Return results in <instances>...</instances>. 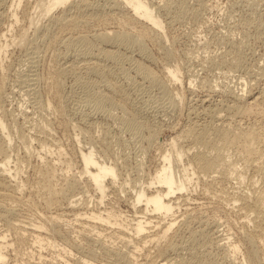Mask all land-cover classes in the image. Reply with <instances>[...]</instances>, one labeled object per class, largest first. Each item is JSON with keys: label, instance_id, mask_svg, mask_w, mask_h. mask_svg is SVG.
<instances>
[{"label": "rangeland", "instance_id": "1", "mask_svg": "<svg viewBox=\"0 0 264 264\" xmlns=\"http://www.w3.org/2000/svg\"><path fill=\"white\" fill-rule=\"evenodd\" d=\"M37 1L38 0H23L17 10L19 21L14 23L15 21L12 15L13 0H0V16L1 13L5 14L0 17V50L2 48L5 49V53L0 55V63L2 64H0V98L2 99H0V103L3 106L0 110V117L9 124V131H6V133L11 137L12 162L10 163V167L19 172L16 181L21 187L23 186L24 189V194L21 193L23 196L20 197L21 201L19 202V204L22 202V204H20L21 206L19 204H16L17 208L15 206L17 209L16 213L19 215L15 214L12 219L13 221L18 219L22 220L26 222V225L29 223L28 227H32L35 224H44L46 228L45 236H47L50 241H44L42 244H33L29 240L28 242L18 241L15 239L16 237H14V232L13 234L11 231L9 232L6 224H4L3 221L1 223L0 220V234L7 233L6 238L2 241L5 242V245H8L4 248L6 260L0 262V264H63L64 262H62V260H67L69 264H82L83 258L86 260V257L95 259L97 264H113L114 257L110 255L112 252H123L121 254V259L123 263L127 264V257L129 256L127 251L137 254L136 257L138 259L136 261L138 263L153 262L157 258L155 252L156 248L153 247L155 246L154 244H149V246L146 245V248L143 247L142 249L139 239L133 238V242H129L132 235L130 231L127 232V222H131L135 217H141L143 215L142 212L133 207V199L131 198L136 194L135 189L140 186H146L150 181V177L156 175V171L160 168L162 155L168 153L171 149V141L174 139L178 141H176V144L178 143L180 145L177 144L178 146L176 148L184 146L183 148L186 149L188 146H192V141H189L188 138L182 137L183 139H181V134L184 133L190 123L194 121H198L199 123L201 121L202 123L209 120L211 112H222V106L225 104L238 105L239 103L240 105L241 101V108H247L245 104H248L247 102L250 100L251 102L253 101L252 99H247L248 97H257L258 99L259 97H263L258 100V103L261 102L258 105V113L254 111L252 114H248L246 117L244 116L242 118L234 115L236 117L234 120L237 119L239 122L235 120L232 127H234V130L239 128L238 132H240L241 136L231 149L230 158L242 160L244 159V155H247L243 151L253 149V151L257 152L258 156L262 158L260 162H264V0H180L184 1L185 4L177 8L178 10L173 9V13H170L171 18L168 12L166 13L165 10H161V14H163L161 18H163L162 20L164 23L163 29L158 31V33L163 35L162 40L157 41L156 39L141 38V40H147L144 43L146 46L144 51L148 52L149 50V52L146 53L147 55L143 50L140 53V50L137 49L138 47H129L130 49H128L127 46L125 47L124 45L117 44L114 46L113 50L121 53L119 55L122 56L124 60H122V63L120 61L121 58H119L120 62L118 61V63L117 61L115 62V60L111 61L112 59L107 60L103 55H100L102 60H100V63H103L101 65L103 66L102 69H108V72L114 73V77L113 74H111L112 78L110 77V81H108L109 77H104L101 74L98 75V73L91 74L90 71L89 73L86 70L87 66H85L87 65V60L82 58V60L74 59V52L65 47V44L60 42V40L64 39L61 38V35H66V33L67 35H70V33L71 35L74 33L77 35V31L78 34H80V31L82 34L85 31L84 34L87 33L90 37L91 35L94 36V33L96 34L99 32L97 30L103 31L102 27H104V30L109 29L108 31L112 30V27H114V29H120L119 17L121 18V13L118 14L119 12L116 13L115 11L112 13L113 8H110V6H102L103 4L100 3V7H103L100 8L102 13L104 11L106 14L110 12L114 16H111L110 13L107 15L103 13V15L101 12H98L97 14H99L100 17L98 20L97 14H89L88 12L83 13L81 17L80 12L74 9L76 11V13H74L75 11L69 4L67 7L65 6V8L62 7V9L59 7L53 11L52 17H58L64 13L65 9H68L67 11L70 9V15L75 16V14H79L78 16L76 15L75 18H80V20L78 18V27H74L73 29L70 27L72 30L68 28L71 31L70 33L68 30H65L63 34H60L63 30L59 31L61 29L58 27L52 28L55 27V25L50 26L52 24L50 20H47L50 16L42 20L37 18L38 15L35 14L37 12ZM153 1L158 3L163 2V0ZM174 1L178 3V0ZM96 2L99 3L102 1L99 0ZM30 13L33 14L32 17ZM86 14L89 15L91 19H89ZM84 15H86L87 18H85L87 20L89 19L88 22L90 24L86 23L87 20L84 18ZM90 15H94L93 18ZM109 15L111 20L108 19ZM33 17L34 20H32ZM101 17H103L105 22L107 20L106 23L110 25H108L109 27L106 26L103 19L101 20ZM113 17L114 22L117 20L115 18H118V21H116L117 23L112 21ZM36 20L37 23H41L35 25ZM110 21L113 24H110ZM80 22H83V25L80 24ZM99 22L100 24L105 23L104 25L106 27L102 26L103 24L100 25ZM33 23L35 26H32ZM49 23L50 25H48ZM40 24L48 25V27L46 26L47 30ZM37 28L38 30H35ZM40 28H44V31L40 30ZM84 28L87 29L85 30ZM74 29L76 31L73 32ZM126 29H128V27H126ZM26 31H28V33ZM45 31L46 36L48 32H50V36L49 34L47 36L48 38L53 37L55 33L56 35H54V38H56V36L59 38L54 40L53 38L48 39L43 36L45 35ZM52 32L54 33L53 35H51ZM6 33L7 36L5 38L2 35ZM35 38L39 40L37 41ZM43 38L44 40H42ZM14 39L15 42L12 43ZM50 40L57 41L58 43L56 42V44L53 42V44ZM39 41L42 42V44ZM46 42L52 44L51 48L50 44L47 45ZM156 42H160V44ZM96 44L98 46L101 45L97 41ZM45 46L49 47L50 50ZM162 47H164V49ZM36 49H39V53L33 51ZM32 51L33 54L35 53L34 56H36L35 62L33 60L35 63V65H33L36 67L34 70H37L35 74H39V77H37L41 80H38L39 85L36 86V90H38V96L41 97V101L44 102L41 104L44 105L46 103L43 107L39 101V106L41 108L38 105L36 107L32 95L27 93L26 86H22L21 78L18 77L23 76L20 74L23 72L22 70H24L23 68L25 66L24 72L27 71V65L31 64L30 62L32 61H30V58L34 59L33 54H31ZM162 51L165 52L166 55L168 54V56ZM149 53L151 54L149 55ZM150 56H153L154 59ZM105 59L107 61H105ZM128 59L129 61L127 63ZM149 59L152 62L149 61ZM70 60L73 62L71 63ZM140 60L142 62L146 61V65L150 64L148 66H151L150 68H153L152 70H154V72L158 74L159 79L163 81H166L164 73L168 67L177 68L179 81L174 84L176 86H170L173 87L174 92L180 91L181 97L183 96L182 99L184 98L183 100H185L184 102L182 100L179 102V105H176L178 108H175V106H172L173 109H170L172 107L169 106L165 107L164 104L166 103L164 102H166L168 98L167 96L165 97L164 91H162L163 89L157 85H151L150 81L145 80L140 77V75L138 76L133 72L135 71L133 70L134 63L138 61L141 62ZM70 65H72V67ZM65 66L66 68H64ZM20 67H23L21 68V72L19 69ZM104 67H106V69ZM122 70H125L124 72L127 74L124 75V72L122 74ZM127 71H129V73ZM17 73H19V75ZM126 75L130 77L126 78ZM135 75H137V77ZM41 77L44 78L42 79ZM250 79H252L251 82ZM105 81L112 83V87H117L120 93H117L119 91L116 92L114 89H111V84L103 83ZM114 83H116V86ZM124 84L126 87L123 86V88L122 85ZM107 85L111 87L109 89L111 94L108 91L109 87ZM174 87L176 88L174 89ZM228 88H231V90L234 89L232 90L234 92H232V95L245 94V96L247 95L248 97L246 100H236V102L235 96L233 95V97L231 95V91L229 92ZM101 91L104 94L112 95L114 102L111 106L104 107L105 110L101 109L102 111H97V113L94 110V102L97 98L95 95L102 94ZM115 92L117 93L116 96L112 94ZM203 98L205 99L202 102ZM165 99L166 101H164ZM216 101L218 102L216 103ZM244 101L246 102L244 103ZM161 102H163L164 106H162ZM189 106L194 108L195 112L194 109L190 111L191 108ZM37 108H39V113ZM178 109L180 111H178ZM91 110L93 112H91ZM196 110H198L197 113ZM6 111L10 114L8 115ZM223 111V114H219L223 116L228 114L225 110ZM204 112L206 113L204 114ZM87 113L88 115L90 114V117L85 116ZM13 114L14 117H16L15 120L11 119ZM232 114L233 113H229V117ZM91 115L94 116H92V119ZM9 116L12 117L10 118ZM234 116L232 115L231 117ZM211 118L213 117L211 116ZM49 121L51 125L48 124ZM83 121H85V123ZM132 123H140L143 126L139 130L132 126ZM38 125L39 129L36 127ZM40 125L42 128L45 126V128L41 129ZM146 127L149 128L150 131H148L149 129L143 131ZM181 128H184V130ZM153 129H156L154 131H157V134L154 140L149 144L148 142L150 141L147 138L151 135L150 132H152ZM5 137H7V135H5ZM34 137L36 138L34 139ZM247 137H250V140H248ZM7 139L9 140L8 137ZM185 143H188V146H186L187 144L184 145ZM181 144H183V146ZM91 148H93V150H91ZM89 150H91V152L93 151L94 157H96L100 163L105 162L108 165H112L118 172V179L115 181V184L107 185V197H105L102 203L99 202L98 192L95 190V186H93L89 174H87V176L83 174L85 170H83L82 154ZM190 157L191 156H189V158L188 156L183 157V164L181 162L179 165L182 172L187 165V167H189ZM184 165L185 167H182ZM193 171L194 169L189 172ZM245 173L246 175L243 173L242 178L240 177V179H238L240 183H238V180L235 178L234 180H232L233 178L230 180L217 178V180H215L217 183L214 181L216 184L213 182V184L209 186L210 192L205 183L203 185V182H198V180L196 182V179H194L189 184L188 190L178 192L174 195L175 199H179L178 202L180 204L178 203V207H176L177 209L174 211L175 214L170 218L168 217L167 220L170 222V220L173 221L174 219L176 223L169 232L167 238L162 239L163 241L165 240L164 243L173 241L179 245L181 244L177 246L178 248L174 254L172 253L169 257V259H173L172 262L174 264H180V259L182 260L181 264H223L227 261L228 264H253L250 260L251 246L246 242V234L253 235L254 240L258 242L257 248L261 246V250L258 249L259 252H262L260 253L262 257L259 256V258L261 257L263 260L260 258L261 260L259 259L260 261H258L257 264L264 263V234L260 231L259 227L252 223L250 225L247 224L248 226L244 225L248 218L244 216L245 213L240 210V202L235 201L236 193L239 191L242 192L244 189L245 191L248 190L247 188H250L248 186L252 184L250 183V181L252 182L250 177V175L253 174L252 171L251 173L249 171ZM81 174H83V176H81ZM79 176H81V178H79ZM219 179L221 180L219 181ZM256 180H258V178L254 177L253 182H256ZM71 184H74L75 188L71 187ZM241 187L244 189L242 190ZM253 187L261 188L262 183L258 180ZM204 188H206L208 192L205 191ZM224 190L228 193L224 192ZM212 192L215 195H212ZM206 193L209 194L207 195ZM228 196H230L231 199ZM55 197L59 198V204L57 200L55 201L57 204L54 203ZM233 197L235 198L233 199ZM23 198H26L29 203H26ZM220 198L225 199L221 201ZM67 199L79 200L77 209L74 208L75 211L101 212L104 216L112 212L113 217L111 224L108 226L101 225L102 222L86 219L87 216L79 217L80 221H76V212L74 209L72 210V206L68 203ZM226 199L228 202L229 200L231 201L228 203L225 201ZM182 200L183 204L181 203ZM224 201L228 204H224ZM175 202H177V200H175ZM24 203L27 206L24 205V209H21ZM200 206H202V208ZM85 207L87 208L85 209ZM239 210L241 212H238ZM19 211L21 213H19ZM196 213L197 215H195ZM123 216L128 218L127 222L124 221L125 218ZM189 216L192 218L190 219ZM160 218L161 217H159V219L158 217H155V219L153 218L154 224L155 221L157 222L158 220L161 223L165 222ZM115 219L117 223H115ZM167 220L166 222H168ZM84 221H86V223ZM198 221H200V224ZM92 222L96 224L97 227L100 226L101 228H88L82 230L81 226H87V224L89 226ZM206 222L208 224H206ZM30 224L33 225L30 226ZM185 224H188V228L190 227L189 229L191 231L195 232L196 230L198 234H201L200 231L206 233H204L205 237L203 235L200 239V243L194 248L191 247L188 242V237L191 232L189 229L187 230ZM219 225L220 228H218ZM205 226L207 228H205ZM200 228L202 230H200ZM204 229L205 231H203ZM157 230V228L154 230L152 229L150 233ZM213 230H215V232ZM208 238H210L211 241H209ZM224 242L225 245L223 244V247L221 243ZM226 243L229 244V246L237 244L239 246V253L236 255L232 254V252L228 253ZM129 244L132 245V249L130 248V250ZM136 247H139V251L136 250ZM191 248H193L192 252L195 254L192 258L190 253ZM153 251L155 253H153ZM177 251H180L179 255ZM151 256H153L152 258L154 260H151ZM175 257H177V259H175ZM146 258H148V260ZM230 258H233V260L231 259L230 261ZM261 261L263 263H261Z\"/></svg>", "mask_w": 264, "mask_h": 264}, {"label": "bare ground", "instance_id": "2", "mask_svg": "<svg viewBox=\"0 0 264 264\" xmlns=\"http://www.w3.org/2000/svg\"><path fill=\"white\" fill-rule=\"evenodd\" d=\"M28 1V0H27ZM30 1V0H29ZM96 1H99V0H38L37 1V12L35 14L38 15V19L39 20H42L43 18L45 17H49V19L47 18V20L49 21L50 20V23L52 25H50V23L48 25L50 26H53L55 25V27H52V28H59L61 30L59 31H62V33L60 34H63L64 31L68 30V32L70 33L72 30L70 29V27L73 29L74 27H78V18L75 16L79 15V14H75L74 15H70L69 14V11H67L65 9L64 13L58 17H52V14L54 13L53 11L56 10L57 8L61 7H64L65 6L67 7V5H71L73 10L76 9L77 12H80L81 14V17H82V14L83 13H91V14H97L98 12H101V7L102 6H110V8H113L112 10V13H114V11L117 13L119 12L118 14L121 15V18L119 17V21H120V29H114V27H112L113 29L108 31V30H104V27H102L101 29L103 31H100V30H97L99 32H97L96 34L94 33V36L91 35L89 37V35L84 34L85 31L83 32V34L81 33L80 31V34H78V31H77V35L76 33H74L73 35H66L63 34L61 35L62 39L63 40H60V42H63V44H65L64 46L67 47L70 51L74 52V59H84V60H87V68L86 70L89 72H91V74H94V73H98L103 75L104 77H109V80L110 81V77L112 76L111 74H113V77H114V73H111V72H108L109 70L106 69V67H104L106 70L102 69L103 66H101L102 64L100 63V60H101V57L100 55H103L107 60L108 59H112L111 61L115 60V62L119 61V58H121V63L124 61L123 60V57L120 56L119 54H121L120 52L118 53V51L116 50H113L114 46L117 44V45H124L125 47L127 46L128 49L130 48H136L138 47L137 49L140 50V53L141 51L143 50L144 51V48L146 47L145 46V42L147 40L145 39H142L141 38H146V39H156L157 41H160L163 39V35L162 34H159L158 31H161V29H163V18H161L163 16V14H161V10H165V12L169 13V17L171 18L170 16V13H173V9H176L178 10L177 8L179 7H182L184 6L185 2L184 1H180L178 0V3L177 1L175 2L174 0H163V2H154L153 0H101L102 2H99L97 3ZM23 0H13V4H12V15L14 17V23H17L19 21L18 19V8L19 6L22 4ZM100 3H102L101 7H100ZM1 4V2H0ZM1 6V5H0ZM72 8H71V11H72ZM103 8V7H102ZM3 9V8H2ZM5 9V8H4ZM107 9V8H105ZM8 10V9H7ZM103 10V9H102ZM35 11V10H34ZM62 11V10H60ZM75 11V10H74ZM76 11L74 13H76ZM104 11V10H103ZM108 11V10H107ZM110 11V10H109ZM163 12V13H165ZM7 13V12H6ZM9 13V12H8ZM33 13V12H32ZM30 13V14H32ZM102 13V12H101ZM103 13L106 14V12L104 11ZM102 13V14H103ZM51 14V15H50ZM73 14V13H71ZM102 14H100L101 16H103ZM111 14V13H110ZM117 14V15H118ZM4 16L5 14L1 13V16ZM35 15V16H37ZM87 15V14H86ZM86 15H84V18L86 17ZM98 15V17H97ZM96 17L98 18L99 20V14H97ZM118 15V16H120ZM162 15V16H161ZM168 15V14H167ZM0 16V17H1ZM33 16V14L31 15V17ZM89 19H91L89 17V15H87ZM93 16L94 15H90ZM111 16H114L111 14ZM117 16V17H118ZM166 16V14H165ZM95 17V18H96ZM108 17V16H107ZM106 17V18H107ZM115 18L118 21V18ZM87 18V17H86ZM85 18V19H86ZM94 18V19H95ZM96 18V19H97ZM105 18V17H104ZM165 18V17H164ZM167 18V16H166ZM46 19V18H45ZM82 19V18H81ZM88 19V20H89ZM95 19V20H96ZM103 19V17H101V20ZM109 20H111L110 18V15H109ZM168 19V18H167ZM34 20V17L33 19ZM84 20V19H83ZM87 20V19H86ZM88 20L86 21V23H89ZM97 20V22H98ZM114 20V17L112 19V21ZM174 20V19H173ZM12 21V20H11ZM31 21V20H30ZM29 21V22H30ZM104 21V19H103ZM31 22H34V21H31ZM94 22V20H93ZM96 22V21H95ZM96 22V23H97ZM105 22V21H104ZM107 22V20H106ZM105 22V23H106ZM111 22V21H110ZM114 22V21H113ZM114 22V23H115ZM36 23H37V20H36ZM35 23V25H39L38 23H41V22H38L37 24ZM46 23V22H45ZM83 22H80V24H82ZM85 23V25H86ZM104 23V24H105ZM109 23V22H108ZM117 23V22H116ZM90 24V23H89ZM92 24V23H91ZM94 24V23H93ZM98 24V23H97ZM100 24V22H99ZM103 24V23H101ZM100 24V25H101ZM102 25V26H105V25ZM110 24H113L112 22ZM119 24V23H118ZM32 25V24H31ZM34 23L32 26H35ZM41 26L45 27V30H47L46 26L48 27V25H44V24H40ZM83 25V24H82ZM109 25V24H108ZM106 23V26L109 27ZM117 25V24H116ZM17 26V25H16ZM89 26V25H88ZM105 26V27H106ZM115 26V25H114ZM40 27V26H39ZM38 27V28H39ZM80 27V26H79ZM90 27V26H89ZM88 27V28H89ZM95 27V26H94ZM126 27H128V29H126ZM15 28V27H14ZM35 28V27H34ZM35 29V30H38ZM51 28V29H52ZM71 30H69V29ZM82 28V27H80ZM33 29V28H32ZM44 29V28H43ZM42 28H40V30L44 31ZM50 29V28H49ZM76 29V28H75ZM73 30L76 31V30ZM85 29V28H84ZM87 29V28H86ZM85 29V30H86ZM97 29V27H96ZM100 29V28H99ZM27 30V29H26ZM39 30V31H40ZM53 30V29H52ZM78 30V29H77ZM128 30V31H127ZM49 31V30H48ZM47 31V32H48ZM58 31V30H57ZM28 33V31H26ZM54 32V31H53ZM52 32L51 35H53L54 33ZM13 33V32H12ZM11 33V35H12ZM35 33H39V32H35ZM50 32H48L49 34ZM59 33V32H58ZM57 33V35H58ZM68 33V34H69ZM47 34V36H48ZM59 34V36H60ZM89 34V33H88ZM56 35V33L54 34ZM53 35V37H50V38H53L56 39V38H59L56 36V38H54L55 36ZM65 35V37H64ZM136 35V36H135ZM3 37L6 38L7 36V33L6 34H3L2 35ZM44 37H47L46 36V31H45V35H43ZM50 36V34H49ZM93 36V37H92ZM11 37V36H10ZM16 37V36H15ZM14 37V38H15ZM40 38H42L41 36H39ZM38 38V37H37ZM37 38H35L37 40ZM48 38V37H47ZM48 38V39H50ZM92 39H95L97 42H99V44H101L100 46H98L96 44V41L95 40H92ZM39 40V39H38ZM37 40V41H38ZM44 40V38L42 39ZM51 41L52 43H56L57 41ZM58 40V39H57ZM145 40V41H144ZM10 41V40H9ZM17 41V40H16ZM41 41V39H40ZM39 41V42H40ZM49 41V40H48ZM15 42V39L12 43ZM155 42V41H154ZM10 43V42H9ZM42 44V42H40ZM53 43V44H54ZM58 43V42H57ZM56 43V44H57ZM157 43V42H156ZM155 43V44H156ZM160 44V42H158ZM157 43V44H158ZM47 45H49L47 42H46ZM55 44V45H56ZM45 45V43H44ZM51 45L50 44V48H51ZM162 45V43H161ZM7 46V45H6ZM54 46V45H53ZM46 48H49L47 46H45ZM61 47V46H60ZM124 47V48H125ZM130 47V48H129ZM159 47V46H158ZM38 48V47H37ZM49 48V50H50ZM64 48V47H63ZM117 48V47H116ZM115 48V49H116ZM119 48V47H118ZM160 48V47H159ZM158 48V49H159ZM164 49V47H162ZM161 48V49H162ZM41 49V48H39ZM38 49V50H39ZM147 49V48H146ZM145 49V50H146ZM162 49V50H163ZM38 50H33L34 52ZM43 50V49H42ZM47 50V49H46ZM166 50V49H165ZM33 51L31 54H33ZM41 51V50H40ZM121 51V50H120ZM126 51V50H125ZM164 51V50H163ZM162 51V52H163ZM50 52H53V51H50ZM55 52V51H54ZM145 52V51H144ZM143 52V53H144ZM149 52V50H148ZM148 52H145L148 53ZM5 53V49L2 48L0 50V55ZM39 53V52H38ZM36 53V54H38ZM68 53V52H67ZM127 53V52H126ZM159 53V52H158ZM165 54V52H163ZM44 54V53H43ZM53 54V53H52ZM125 54V53H124ZM123 54V56H124ZM130 54V53H129ZM151 53H149L150 55ZM35 55V53L33 54V56ZM147 55V54H146ZM166 55V54H165ZM28 56H29V53H28ZM41 56V55H40ZM65 56V55H64ZM69 56V55H67ZM130 56V55H128ZM141 56V55H140ZM139 56V57H140ZM168 56V54L166 55ZM27 57V56H26ZM32 57V56H31ZM35 57L34 56V59H31L30 58V63L29 65H27L28 69L26 68V72H24L25 70V67H20V72H21V68H23L24 70H22L23 72H21L20 75H23L22 77L18 76L19 78H21V83L23 84L22 86H26V91L27 93L31 94L32 95V98L34 99V103L36 104V107L37 105L39 106V101H40V104L44 103L41 101V97L38 96V90H36V86L39 85V74L36 75L35 71L37 70H34L36 67L34 66L35 65ZM48 57V56H46ZM131 57V56H130ZM133 57V56H132ZM150 57H153V56H150ZM165 57V56H164ZM56 58V56H55ZM62 58V57H61ZM64 58V57H63ZM68 58V57H67ZM128 58V57H126ZM147 58V57H146ZM167 58V57H165ZM38 59V58H37ZM43 59V57H42ZM81 59V60H82ZM105 59V61H107ZM125 59V57H124ZM136 59V58H135ZM141 59V58H140ZM152 59V58H151ZM154 59V57H153ZM29 60V59H28ZM27 60V61H28ZM34 60V62H33ZM77 60V61H78ZM123 60V61H122ZM139 60V59H138ZM167 60V59H166ZM45 61V60H44ZM65 61V60H63ZM71 61V60H70ZM75 61V60H74ZM102 61V60H101ZM119 61V62H120ZM129 59L127 60V63H128ZM141 61V60H140ZM149 61H151L149 59ZM46 62V61H45ZM68 62V61H66ZM73 61H71L72 63ZM76 62V61H75ZM118 62V63H119ZM126 62V61H125ZM134 62V61H132ZM146 62V61H145ZM145 62H135L134 63V69L135 72L138 76L140 75V77L144 78L145 80H148L150 81V84L152 85H157L159 86L161 89H163L162 91H164V95L165 97L167 96V101L166 99L164 101V104L165 107L166 106H169V107H174L175 108H178V106L176 107V105L178 104L179 105V102H181L183 99L181 97V92L177 91L178 92H174L173 90V87L170 86V85H173V86H176L174 84H176L178 81H179V76H178V70L177 68H172V67H168L164 73L165 75V78H166V81L164 80H160L159 77H158V74L154 72V70H152L150 67L151 66H148L150 64H145ZM152 62V61H151ZM120 63V64H121ZM1 64V63H0ZM23 64V63H22ZM34 64V65H33ZM38 64V63H37ZM42 64V63H41ZM66 64V63H65ZM82 64V63H81ZM2 65V64H1ZM44 65V64H43ZM68 65V64H67ZM74 65V64H73ZM105 65V64H104ZM107 65V64H106ZM115 65V64H114ZM133 65V64H132ZM72 67V65H70ZM69 66V67H70ZM108 66V65H107ZM170 66V65H169ZM172 66V65H171ZM47 67V66H46ZM45 67V68H46ZM75 67V66H74ZM110 67V66H109ZM66 68V66L64 67ZM132 68V67H131ZM165 69V68H164ZM64 70V69H63ZM67 70V69H66ZM113 70V69H112ZM111 70V71H112ZM126 70V69H125ZM124 70V71H125ZM121 71V70H120ZM122 70V74L124 72ZM89 72V73H90ZM129 73V71H127ZM193 72V71H192ZM121 73V72H120ZM131 73V72H130ZM249 73V72H248ZM255 73V72H254ZM19 75V73H17ZM41 74V73H40ZM49 74V73H48ZM121 74V75H122ZM127 74L124 72V75ZM157 74V75H156ZM100 75V76H101ZM130 75V74H129ZM137 75H135L137 77ZM252 75V74H251ZM259 75V74H257ZM38 76V77H37ZM42 76V75H41ZM49 76V75H48ZM132 76V75H130ZM130 76L126 75V78H129ZM125 77V76H124ZM42 78V77H41ZM44 78V77H43ZM42 78V79H43ZM46 78V77H45ZM49 78V77H48ZM112 78V77H111ZM135 78V77H134ZM139 78V77H138ZM141 78V80H142ZM143 79V80H144ZM39 80V81H38ZM115 80V78H114ZM127 80V79H126ZM125 80V81H126ZM252 79H250V82H251ZM256 80V79H255ZM259 80V79H258ZM49 81V80H48ZM47 82V81H46ZM114 82V81H113ZM129 82V81H127ZM135 82V81H134ZM41 83V82H40ZM45 83V82H44ZM103 83H108V84H111V87H112V83L110 82H103ZM130 83V82H129ZM253 83V82H252ZM42 84V83H41ZM105 84V85H106ZM115 86H116V83H114ZM123 84V83H122ZM103 85V84H102ZM118 85V84H117ZM108 86V85H107ZM120 86V85H119ZM125 86L122 85V87ZM129 86V85H127ZM40 87V86H39ZM108 91L110 92V86H108ZM121 87V86H120ZM119 87V88H120ZM121 87V89H122ZM126 87V86H125ZM210 87V86H209ZM101 88H104V87H101ZM106 88V86H105ZM104 88V89H105ZM124 88V87H123ZM176 87H174L175 89ZM206 88V87H205ZM39 89V88H37ZM111 89H114L116 92L119 91V89H117V87H112ZM204 89V88H203ZM229 89V92L231 91V95H232V89L231 88H228ZM227 89V90H228ZM123 90V89H122ZM125 90V89H124ZM215 90V89H214ZM225 90V89H224ZM25 91V92H26ZM113 91V90H112ZM173 91V92H172ZM212 91V90H210ZM104 92V90H103ZM102 91L101 93L102 94H96L95 96H97L95 102H94V110L97 112H101L104 109V107H109L111 106V104L114 102V98L112 97V95L110 96V94H104ZM107 92V91H106ZM108 92V93H109ZM114 92V91H113ZM112 93L113 95H117V93H120L117 92V93ZM226 92V90H225ZM228 92V91H227ZM205 93V92H204ZM214 93V91H213ZM217 93V92H216ZM215 93V94H216ZM234 93V92H233ZM251 93V92H250ZM203 94V93H202ZM249 94V93H247ZM262 94V93H261ZM26 95V93H25ZM40 95V93H39ZM120 95V94H118ZM211 95V94H210ZM234 95V94H233ZM232 95V96H233ZM251 95V94H250ZM1 96V94H0ZM208 96V95H206ZM235 96V101L236 100H246V98L248 97L247 95L245 96L244 95H241V94H237V95H234ZM233 96V97H234ZM29 97V96H27ZM40 97V98H39ZM210 97V96H209ZM259 97V96H258ZM3 98V97H2ZM31 98V97H30ZM213 98V97H212ZM263 98V97H262ZM259 97V99H262ZM1 99V98H0ZM40 99V100H39ZM205 98H203L202 102L204 101ZM210 99V98H209ZM232 99V98H231ZM247 99H252L253 101L251 102V100L249 102H247L248 104H245V106L247 108H241V101H240V105L238 103V105H229V104H225L224 106H222L223 110H225L228 114L230 113H233L232 115L234 116H239V117H246L248 114H252L254 111H259L258 109V105L261 103H258L259 99L257 97H248ZM2 100V99H1ZM0 100V101H1ZM206 100H207V97H206ZM234 100V99H233ZM185 100H183L184 102ZM197 101V99H196ZM201 101V100H200ZM222 101V100H221ZM262 101V100H260ZM195 102V101H193ZM218 101H216L217 103ZM234 102V101H233ZM237 102V101H236ZM243 102V101H242ZM246 101H244L245 103ZM3 103V102H2ZM206 103V102H205ZM209 103V102H208ZM207 103V104H208ZM212 103V102H211ZM227 103V102H225ZM41 106H45L42 105ZM49 104V103H48ZM162 106L163 105V102H161ZM183 104V103H182ZM190 104V102H189ZM197 104V103H196ZM206 104V105H207ZM215 104V103H214ZM232 104V103H231ZM234 104V103H233ZM159 105V104H157ZM181 105V104H180ZM193 105V104H192ZM199 105V104H198ZM184 106V105H182ZM181 106V107H182ZM2 105L0 103V110L2 109ZM40 107V106H39ZM47 107V106H46ZM168 107V109H169ZM170 108V109H173ZM190 107V106H189ZM198 107V106H196ZM217 107V106H216ZM215 107V109H216ZM41 108V107H40ZM157 108V107H156ZM159 108V107H158ZM161 108V107H160ZM188 108V107H187ZM191 108V107H190ZM205 108V107H204ZM219 108V107H218ZM38 109V113H39V108ZM36 109V111H37ZM44 109V108H42ZM93 109V108H92ZM155 109V108H154ZM162 109V108H161ZM167 109V108H165ZM180 109V108H179ZM178 109V111H180ZM184 109V108H183ZM182 109V110H183ZM192 109L194 108H191L190 111H192ZM35 110V109H34ZM45 110V109H44ZM43 110V111H44ZM50 110V108H49ZM156 110V109H155ZM177 110V109H175ZM203 110V109H202ZM209 110V109H208ZM217 110H221V109H217ZM222 110V112H224ZM42 111V110H41ZM110 111V110H109ZM169 111V110H168ZM189 111V112H190ZM213 111V110H212ZM258 111L256 113H258ZM7 112V111H6ZM89 112V111H88ZM91 112H93L91 110ZM97 112V113H98ZM165 112V111H164ZM194 112H195V109H194ZM194 112H191V113H194ZM198 112V110H196V113ZM222 112L219 111V113L223 114ZM261 112V111H260ZM8 113V112H7ZM111 113V112H109ZM202 113V112H201ZM206 112H204L205 114ZM210 113V112H209ZM218 111H215L214 113L211 112V116L213 118L210 117L209 120H206L204 122L200 123L198 121H194L192 123H190V125H188V128L185 129L184 133L181 134V139L183 138H188V140L192 141V146H188V143H185L184 145L188 146L186 149L183 148V144H181L183 147H179V148H176L178 145L180 144H176V141L174 138L173 141L170 142V147L171 149L169 150L168 153H164L162 155V160L160 161V168L156 171V175L154 177H150V181L147 183L146 186H140L138 187L136 190V194L133 195V197L131 199H133L132 201V205L134 208H136L137 210H139L140 212H142V216L141 217H135L134 219L131 220V222H127L128 221V218L126 216H123L125 219L124 221L127 222V229L128 231L127 232H131V239L129 240V242H133V238H137L141 241V244L140 246L144 248H146L145 246L149 244L152 245L154 244L156 248V258L155 260L152 258L153 256H151V260H154L153 262L149 260L150 263L148 262H145V263H138L136 260L138 259L136 256L137 254L135 252H128L127 251V254L129 255L127 257V264H174L172 262L173 259H169V257L172 255V253L174 254V252L177 250V246H180L179 244H177L176 242H173V241H168L167 243H164V241L162 239L164 238H167L169 232L172 230V228L174 227L175 225V220L173 219V221L170 220H167V218L171 217L172 215H174V211L175 209H177L176 207H178V200L179 199H175L174 198V195L178 192H182V191H186L188 190L189 188V184L194 180L196 179V182L198 180L203 182V185L204 183L207 185L206 187H208V191L210 190L209 186L211 184H213V182L215 180H217V178H222V179H231L233 178L232 180H234V178L236 180L240 179V177L242 178L243 176V173L246 175L245 172L249 171L253 174L250 175L251 177V180L252 182L250 181L251 186H248L250 188H247L248 190L245 191L244 188H242V192L237 194L236 193V198L233 197V199L235 198V201H238L240 202L239 204V208H240V205H241V208L240 210L243 211L245 213L242 214L244 216H247L248 220L246 223H244V225H247V224H253V225H256L257 227L260 228V231L264 234V162H260L262 160V158L260 156H258V153L253 151V149H249L247 151H243L245 152L247 155H244V159L242 160H239L237 158H230L231 157V149L234 147V145L238 142L241 134L240 132H238L239 128H237L236 130H234V127H232V124H234L233 122L238 121L237 119L234 120V118H236L235 116L234 117H231L232 115H221L219 114ZM10 113H8L9 115ZM108 114V113H107ZM195 114V113H194ZM88 115V113H87ZM85 115L86 117H90V114L87 116ZM103 115V114H102ZM113 115V114H112ZM189 115V114H188ZM198 115V114H197ZM92 116L91 115V119H92ZM193 116V115H192ZM204 116V115H203ZM259 116V115H258ZM10 117V116H9ZM12 117V116H11ZM10 117V118H11ZM13 117H14V114H13ZM11 118L13 120H15L16 117L14 118ZM94 117V116H93ZM110 117V116H109ZM113 117V116H111ZM187 117V116H186ZM102 118V117H101ZM107 118V117H105ZM115 118V117H114ZM189 118V117H188ZM191 118V117H190ZM84 119V118H83ZM87 119V118H85ZM89 119V118H88ZM203 119V118H202ZM205 119V118H204ZM103 120V119H102ZM106 120V119H105ZM196 120V119H195ZM240 120V119H239ZM244 120V118H243ZM107 121V120H106ZM14 122V121H13ZM47 122V121H46ZM85 123V121H83ZM92 122V121H91ZM98 122V121H97ZM239 122V121H238ZM47 124V123H46ZM50 124V121L49 123ZM47 124V126H48ZM189 124V123H187ZM9 124L7 122H5L3 120L2 117H0V220H1V223L2 221L4 222V224H6L7 226V229L9 230V232L11 231L12 234L14 232L15 236L16 237L15 239L18 240V241H31L33 244H42L44 241H50L48 239L46 235V228L44 226V224H35L34 226L32 227H28V224L26 225V222L22 221V220H15L13 221L12 217L15 216V214H17V206L16 204H19V202L21 201V196H23V192H24V189H23V186L21 187L16 179H17V175L19 174V172L16 170V169H13L10 167V163L12 162V147H11V137L9 136V134L6 133V131H9ZM51 125V124H50ZM98 125V124H97ZM96 125V126H97ZM237 125V124H236ZM132 126H134L135 128L137 129H141L143 125H141L140 123H132ZM38 129H39V125L36 126ZM41 127V125H40ZM49 127V126H48ZM183 127V126H182ZM185 127V126H184ZM45 128V126H44ZM41 127V129H44ZM37 129V131H38ZM40 129V130H41ZM146 129H149V128H144L143 131ZM182 129V128H181ZM49 130V129H48ZM152 130V129H151ZM156 129H153L152 132H150V136L147 138L149 139L150 142H147L150 144L152 142V140H154V137L155 135L157 134V131H154ZM184 130V128L182 129ZM43 131V130H41ZM150 131V129L148 130ZM147 131V132H148ZM45 132V130H44ZM47 132V130H46ZM5 135H7V137L9 138V140L7 139V137H5ZM179 135V134H178ZM37 137V136H36ZM34 137V139L36 138ZM183 137V138H182ZM153 138V139H152ZM178 138V137H177ZM180 138V137H179ZM248 140H250V137H247ZM10 141V142H9ZM181 141V140H180ZM186 141V140H185ZM178 142V141H177ZM182 142V141H181ZM180 143V142H179ZM184 143V142H183ZM91 150H93V148H91ZM91 150L89 151H86L82 154V157H83V170H85V172H83V174H85V176H87V174H89L90 176V179L92 180L93 182V186H95V190L98 192V197H99V202L102 203L103 200L105 199V197H107V185H114L115 184V181L118 179V172L116 170V168L112 165H108L107 163H100L96 157H94L93 155V151L91 152ZM192 152H193V155H192ZM15 156V155H14ZM184 156H191L189 159L190 161V165L189 167H185L182 166V167H185L182 172V170H180V164L182 162L183 164V157ZM141 157V156H139ZM15 158V157H14ZM187 158V159H188ZM185 159V158H184ZM18 161V160H17ZM242 161V162H241ZM19 162V161H18ZM185 163V162H184ZM182 169V168H181ZM193 170V172H189L190 170ZM244 170V171H243ZM182 172V173H181ZM83 174H81V176H83ZM121 174V173H120ZM258 178V180L262 183V187L261 188H256V187H253L258 180H256V182H253V179L254 177ZM81 176H79V178H81ZM244 179V178H243ZM221 179H219L220 181ZM224 181V180H223ZM225 181H228V180H225ZM200 182V183H201ZM216 182V181H215ZM214 182V183H215ZM222 182V181H221ZM217 183V182H216ZM215 183V184H216ZM219 183V182H218ZM227 183V182H226ZM238 183H240V181L238 180ZM202 184V183H201ZM229 184V183H228ZM241 185V184H240ZM71 187L75 188V185L74 184H71ZM205 187V186H204ZM213 187V186H212ZM205 191L206 188H204ZM238 190H239V187H238ZM207 191V192H208ZM210 192V191H209ZM224 192H227L226 190H224ZM223 192V193H224ZM236 192V191H234ZM21 193H23L21 195ZM228 193V192H227ZM181 194V193H180ZM207 194V193H206ZM209 194V193H208ZM207 194V195H208ZM225 194V193H224ZM211 195V193H210ZM212 195H215L213 194L212 192ZM211 195V196H212ZM226 195H229V194H226ZM232 195V194H231ZM230 195V196H231ZM221 196V195H220ZM228 196V197H230ZM233 196V195H232ZM183 197V196H182ZM224 197V196H223ZM55 197L54 198V203H56L55 201L59 198ZM226 198V197H225ZM223 198V199H225ZM25 199L26 203H29V201L27 202L26 198H23ZM184 199V198H183ZM221 199V198H220ZM223 199H221V201H223ZM229 199V198H227ZM227 199L225 201H227ZM231 199V197H230ZM68 200V203L72 206V210L74 208L77 209L78 207V199H75V200H72V199H67ZM175 200H177V202H175ZM23 201V200H22ZM189 201V200H188ZM224 201V204L226 203ZM231 200H229L230 202ZM228 202V201H227ZM228 202V203H229ZM183 204V200L181 202ZM226 203V205L228 204ZM22 204V202L20 203ZM19 204V205H20ZM57 204V203H56ZM58 204H59V201H58ZM180 204V203H179ZM24 205L25 203L22 205L23 207H21V209L23 208L24 209ZM221 205V204H220ZM233 205V204H232ZM16 206V208H15ZM21 206V205H20ZM27 206V205H25ZM70 206V207H71ZM184 206V205H183ZM198 206V205H197ZM19 207V206H18ZM202 208V206H200ZM231 207V206H230ZM87 207H85L86 209ZM238 208V209H239ZM20 209V207H19ZM79 209V208H78ZM180 209V208H179ZM202 210V209H201ZM200 210V211H201ZM238 211V212H241V211ZM22 211V210H20ZM19 211V213H21ZM75 211V209H74ZM75 215H76V221H80L79 217H83V216H87L86 219H89V220H93V221H100L102 222L101 225H109L111 224V221H112V212H109L107 213L105 216L103 213L99 212V213H95L94 211H91V212H88V211H84V212H81L79 210L75 211ZM199 212V211H198ZM178 213V212H177ZM200 214V213H199ZM201 214H202V211H201ZM19 215V214H17ZM159 215V216H157ZM197 215V213L195 214ZM176 216V215H175ZM155 217H161L160 219H162V221H165L164 223L160 222L159 220L156 222L155 221V224H154V221H153V218L155 219ZM174 217V216H173ZM190 217V216H189ZM188 217V218H189ZM242 217V216H241ZM192 217H190L191 219ZM196 218V217H194ZM201 218V217H199ZM246 218V217H245ZM244 218V219H245ZM17 219V218H16ZM166 220L168 222H166ZM200 220V219H199ZM203 220V218H202ZM86 223V221H84ZM83 222V223H84ZM134 222V223H132ZM186 222V221H184ZM190 222V220H189ZM200 221H198L199 223ZM209 222V221H208ZM215 222V220H214ZM93 223V222H92ZM91 223V224H92ZM115 223H117V220L115 219ZM212 223V222H211ZM89 225L87 224V226H81L82 230H85V229H88V228H95V229H100L99 227H97L96 224H92V225ZM189 224V223H188ZM188 224H185L187 226V230L190 228H188ZM200 224V223H199ZM206 224H208L206 222ZM33 225V224H30V226ZM210 225V224H209ZM214 225V224H213ZM212 225V226H213ZM2 226V225H1ZM5 226V225H3ZM190 226V225H189ZM248 226V225H247ZM246 226V227H247ZM204 227V226H203ZM211 227V226H209ZM3 228V227H2ZM155 228H157L158 230L155 231V232H152L150 233V230H154ZM205 228H207L205 226ZM220 228V225L219 227ZM233 228V227H232ZM6 229V230H7ZM190 230V229H189ZM192 230H195V229H192ZM198 230V228H197ZM200 230H202L200 228ZM210 230V229H209ZM219 230V229H218ZM205 231V229L203 230ZM215 232V230H213ZM240 231V230H239ZM8 232V231H7ZM189 232V231H188ZM191 232V233H190ZM190 236L188 237V242L190 243V246L191 247H195L198 243H200V239L202 238V236L204 235L205 237V234L203 232L200 231L201 234H198L196 233L197 231L195 230L194 231H191L190 230ZM213 232V233H214ZM148 233V234H146ZM188 233V234H189ZM210 233V232H209ZM212 234V233H211ZM217 234V233H216ZM246 234V233H245ZM254 234V233H253ZM6 234H0V262L2 261H5L6 260V255L4 253V248H6L8 245H5V242H3L2 240L6 238ZM200 238H199V237ZM212 236V235H211ZM245 236V235H244ZM219 238H221L220 236H218ZM217 238V237H216ZM224 238V237H222ZM226 238V237H225ZM187 239V238H186ZM212 239V238H211ZM230 239V238H229ZM206 240V239H205ZM209 241L210 238H208ZM207 240V241H208ZM218 240V238H217ZM221 240V239H220ZM163 241V242H162ZM224 241V240H223ZM228 241V240H227ZM230 241V240H229ZM246 242L251 246V252H250V260L253 264H257L258 261H260L262 258V256L260 255V253L262 252H259V249L257 248V244L258 242L254 240L253 238V235L252 234H246ZM184 243V242H183ZM228 243V242H227ZM227 247L228 248V253L232 252V254L236 255L239 253V246L237 244H232L229 246V244H227ZM216 244V243H215ZM219 244V243H218ZM222 246L223 244L225 245V242L224 243H221ZM217 245V244H216ZM132 245L129 244V250L130 248L132 249L131 247ZM157 246V247H156ZM221 246V247H222ZM230 248H229V247ZM259 246V245H258ZM217 247V246H216ZM220 247V248H221ZM224 247V246H223ZM135 248V247H134ZM181 248V247H180ZM185 248V247H183ZM191 248L190 250V253H191V258L192 256H195V254L192 252V249ZM225 248V249H226ZM186 249V248H185ZM136 250L139 251V247H136ZM227 250V249H226ZM261 250V249H260ZM153 251V253H155ZM179 252L180 251H177L178 255H179ZM183 252V251H181ZM264 252V251H263ZM93 253V252H92ZM123 252H112L110 255H112L114 258H113V261L112 262L113 264H125L122 262V259H121V254ZM150 253V252H148ZM225 253V252H224ZM226 254V253H225ZM151 255V254H150ZM176 255V254H175ZM231 255V254H230ZM264 255V253H263ZM91 256V255H90ZM149 256V255H148ZM227 256V255H225ZM232 256V255H231ZM259 256H261L259 258ZM41 257V256H40ZM87 259L85 260V258H83V263L82 264H97L96 260L95 259H92L90 257H86ZM181 258V257H180ZM178 258V259H180ZM229 258V256H228ZM148 260V258H146ZM175 259H177V257H175ZM231 259L233 260V258H230V261ZM260 259V260H259ZM226 260V259H225ZM263 260V259H262ZM178 261V260H177ZM179 261L182 262V260L180 259ZM178 261V262H179ZM59 262V261H58ZM62 262H64L63 264H69L67 260H62ZM175 262V261H174ZM181 262H179L181 264ZM228 262V261H227ZM223 263V264H228V263ZM261 263H263L261 261ZM231 264V263H230ZM235 264V263H233ZM260 264V263H259ZM264 264V263H263Z\"/></svg>", "mask_w": 264, "mask_h": 264}]
</instances>
